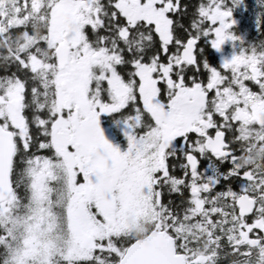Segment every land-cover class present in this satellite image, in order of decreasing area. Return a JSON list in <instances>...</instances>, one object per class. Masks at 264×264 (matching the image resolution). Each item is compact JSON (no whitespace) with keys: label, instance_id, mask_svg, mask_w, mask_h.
<instances>
[{"label":"snow or ice","instance_id":"obj_1","mask_svg":"<svg viewBox=\"0 0 264 264\" xmlns=\"http://www.w3.org/2000/svg\"><path fill=\"white\" fill-rule=\"evenodd\" d=\"M0 264H264V0H0Z\"/></svg>","mask_w":264,"mask_h":264},{"label":"trees","instance_id":"obj_2","mask_svg":"<svg viewBox=\"0 0 264 264\" xmlns=\"http://www.w3.org/2000/svg\"><path fill=\"white\" fill-rule=\"evenodd\" d=\"M238 21H240L239 26H238V34L244 36V38L247 41H253L255 39H258L259 37L257 36L255 25H254V20L251 14L249 13H241L237 12L236 13ZM232 53V46L231 44H226L224 46V56H229ZM212 59H214L216 62H219L221 60V54L212 52L211 53ZM241 164L243 165V160L241 161Z\"/></svg>","mask_w":264,"mask_h":264},{"label":"rangeland","instance_id":"obj_3","mask_svg":"<svg viewBox=\"0 0 264 264\" xmlns=\"http://www.w3.org/2000/svg\"><path fill=\"white\" fill-rule=\"evenodd\" d=\"M133 222H135V218H136V214L135 211L133 210V212L131 213L130 217H129ZM142 229V226H140V228H138V231Z\"/></svg>","mask_w":264,"mask_h":264}]
</instances>
